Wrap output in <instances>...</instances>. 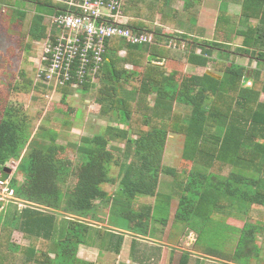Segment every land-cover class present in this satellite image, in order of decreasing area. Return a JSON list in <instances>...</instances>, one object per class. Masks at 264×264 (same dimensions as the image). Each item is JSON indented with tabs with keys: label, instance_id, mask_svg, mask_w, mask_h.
I'll list each match as a JSON object with an SVG mask.
<instances>
[{
	"label": "trees",
	"instance_id": "trees-1",
	"mask_svg": "<svg viewBox=\"0 0 264 264\" xmlns=\"http://www.w3.org/2000/svg\"><path fill=\"white\" fill-rule=\"evenodd\" d=\"M2 1L9 0H0V3ZM169 2L125 0L122 11L128 17L126 27L151 33L153 44L130 45L120 39H112L107 44L106 60L100 73L103 85L97 90L96 101L102 108L115 112L117 121L126 125V129L107 126L106 132L123 144V150H119L122 158H130L125 165L120 164L118 203H114V196L100 189L103 184L116 185V180L109 175L110 154L105 152L107 142L103 137L96 135L82 141L77 151L82 155L83 164L77 170L76 182L71 188L66 183L71 175V165L61 163L62 168L58 169L54 146L47 149V154L35 148L26 152L17 165H11L12 168L16 165V171L24 175L23 184H18L14 177L8 184L14 197L26 204L16 211V215L0 223V264H91L76 258L77 246L85 243L89 230L86 223L68 220L69 228L63 238L57 243H50L55 232L56 214L61 211L85 217L88 212L109 205L134 226L166 225L167 218L154 217L151 206H142L139 212L131 210L137 197L159 196V176L162 172L178 182L180 197L174 220L187 227H191L190 221L194 218L204 224L210 222L213 215L230 202L243 206L256 204L264 208V102L259 99L264 94V0H241L238 26L234 30L229 27L227 5L220 4L215 32L225 34L226 39H230L231 33L242 37L239 51L250 60L254 59L263 69L249 71L245 66L234 63L233 59L229 64L220 61L215 64L219 79L205 73L179 77L176 70L169 71L160 64L207 67L213 52L226 61L233 54L226 47L230 43L226 39L200 41L186 34L175 36L163 33V26L177 27L178 20L171 15ZM201 2L185 0L193 16L198 15ZM36 3L48 7L53 14L54 1L35 0ZM18 15L23 18L24 14L18 12ZM36 19L44 25V16H36ZM156 20L159 24H155ZM251 20L255 24H251ZM190 22L194 23V20ZM38 25H30L28 50L32 41L46 36V26ZM123 46L125 55L119 60L115 53ZM118 61L140 71L117 67ZM130 76H139L140 79L128 80L129 89L124 90L120 80H127ZM247 82L250 85H246ZM88 87L86 84L82 89ZM37 89L43 93L39 107L44 110L52 89L45 84ZM151 94L154 99L149 105L148 96ZM176 102L191 108L186 120L174 110ZM40 127L46 134L47 129ZM1 131L0 128V137ZM129 133L136 137L130 138ZM168 133L184 137L182 161L204 170L218 164L230 169L228 176L222 179L212 173L164 169L162 158ZM90 144H95L99 150H92ZM13 155L19 158L16 153ZM15 230L22 232L29 241L27 246L11 241ZM256 231L254 224H244L233 260L247 262L250 251L255 253L254 258L258 256L259 248L254 244ZM197 243L196 239V246ZM50 245L53 247V258L48 253ZM186 263L187 258L182 256L179 264Z\"/></svg>",
	"mask_w": 264,
	"mask_h": 264
},
{
	"label": "rangeland",
	"instance_id": "rangeland-1",
	"mask_svg": "<svg viewBox=\"0 0 264 264\" xmlns=\"http://www.w3.org/2000/svg\"><path fill=\"white\" fill-rule=\"evenodd\" d=\"M221 3L227 5L226 13L230 18L229 27L234 30L238 26L240 0H202L197 16L191 14L189 10L191 2L189 3L190 6H187L185 0H170L168 7L171 15L178 20L176 21L177 26H190L189 23H192L190 20L193 19V30L198 33L201 31L202 36L207 38V40H225V34L215 32L216 17ZM202 5L204 6L203 11ZM205 11H207V14L200 18V13L202 14ZM18 12L24 14L23 18L18 15ZM51 14V10L48 7L35 4V0H9L8 2L2 1L0 3V114H4L0 116L2 118V121L0 118V128L2 129L0 137V170L5 166L12 165V163L17 165L19 159L34 148L38 151L41 150L42 154H47V149L54 146L53 152H55L54 156L57 160L58 169L62 168L61 163L68 162L71 165V175L66 181L67 187L71 188L76 182L75 175L78 173L77 170L83 164L82 155L78 154L77 149L82 146V141L85 139L89 140L99 135L107 142L105 152L110 154L109 175L116 180V185H101L100 189L114 196V203H118L117 201L120 198L118 182L120 179L118 180L117 177L120 171V164L125 165L130 158H122V153L119 150H123V144L112 139L111 135L106 132V128L107 126H115L119 129H126L127 127L117 121L118 115L115 112L109 111L105 107L102 108L99 102L96 101L97 90L103 85L100 81L101 74H99L93 84H88L90 87L85 90L82 88L75 90L67 87L66 91L57 89L54 93L51 91L45 109L43 110L39 107V101L43 93L37 89V87L42 85L36 74L37 58L41 48V44L38 42L43 41L44 37H41L39 41H32L30 50H28L31 39L28 38L27 34L31 24L34 27L38 24L39 27L45 25L48 30V21ZM41 15L44 16V25L39 22V19H36V16ZM250 22L255 24L254 20ZM155 24H159L158 20H156ZM164 32L173 33L168 27L163 26ZM229 36L230 39H226V41H230V43L226 47L233 54L228 57V61L213 52L211 61L204 70L217 76L219 73L215 68V64L220 61L229 64L231 59H233L234 63L245 66L249 71L260 70L261 66L257 65L254 59L250 60L249 57L239 51L242 37H235L233 33ZM182 45L183 43L181 42ZM122 51H124V46L115 53L118 59L124 57H120L118 54ZM171 64L165 63L164 66L169 71L176 70L179 77L197 74V69L192 66ZM115 66L124 67L126 70H135L121 61H118ZM131 79L138 81L140 78L139 76H130L127 80L122 78L120 81L124 90L129 89L128 80ZM153 99V94L148 96L149 105L153 104ZM173 107L175 111L182 114L181 116L184 120L190 115V107L177 102L173 104ZM40 126H44L47 129L46 134L42 133ZM129 135L133 139L136 137L131 133ZM184 143L185 139L183 136L168 133L162 158V167L164 169L172 168L177 172L185 171V173L190 170L203 174L212 173L222 179L228 176L230 169L221 167L218 164H215L209 170H204L198 165L182 161L181 153ZM90 146L92 150H99H97L95 144H90ZM15 153L19 155V158L13 155ZM16 165L13 168L11 177H14L17 183L21 185L25 177L22 173L16 171ZM249 174L252 177L250 171ZM9 180L0 185V198H2L0 201L4 202L1 207L3 209L0 208V223L6 218H11L14 214L16 215L18 213L16 211L22 207L24 208L26 204V202L15 198L14 195L13 198H6L5 191L9 192L10 190L8 186ZM177 185L178 182L171 175L165 174V172L160 174L159 191L161 194L171 197L168 201L169 207L175 210L180 197ZM145 198L146 202L153 201L152 198ZM132 207L135 209L136 204ZM96 212L102 216V220L98 222L99 224H94V226L102 228L115 226L120 228L126 227L128 224L119 215L118 210L110 209L109 205L97 209ZM162 215H164V211ZM213 216V219H210V222L206 224L194 218L190 221L192 228L188 226L193 232L191 234L193 242L196 239L198 240L196 249L208 257V259L205 256L199 257L201 264H264V208L256 204L243 206L241 203L239 205L238 202H230ZM155 217H158V215H155ZM62 221H64L63 218ZM169 221L178 228H188L184 223L177 222L174 219ZM244 224H254L256 226L254 244L259 248L258 256H255V258L253 251L248 253L249 259L247 262L241 259H232ZM259 229L263 231L261 232ZM11 241L16 245H28V240L23 237L22 232L19 230L13 232ZM50 248L53 247L50 245Z\"/></svg>",
	"mask_w": 264,
	"mask_h": 264
},
{
	"label": "built area",
	"instance_id": "built-area-1",
	"mask_svg": "<svg viewBox=\"0 0 264 264\" xmlns=\"http://www.w3.org/2000/svg\"><path fill=\"white\" fill-rule=\"evenodd\" d=\"M52 1L56 5L48 21L47 35L38 42L41 48L36 74L53 93L58 87L78 90L93 84L101 73L107 44L112 39L130 45L153 43L151 33L126 27L128 18L122 11L125 0ZM5 193L7 199L13 198L11 190Z\"/></svg>",
	"mask_w": 264,
	"mask_h": 264
},
{
	"label": "crops",
	"instance_id": "crops-1",
	"mask_svg": "<svg viewBox=\"0 0 264 264\" xmlns=\"http://www.w3.org/2000/svg\"><path fill=\"white\" fill-rule=\"evenodd\" d=\"M203 8L204 6L202 7V11ZM206 14L207 11L202 12V14L200 13V18ZM189 24L190 26L186 27L177 26L175 29L169 28L170 31H173L171 35L179 36L186 34L189 38L198 39L200 41L207 40V38L202 36L201 31L198 33L193 30V22ZM124 55L125 51H122L119 54L120 57ZM121 59L122 58H119V60ZM255 63L257 64L256 61ZM160 64L164 65L163 63ZM125 65L131 69L140 71L139 68H135L128 64ZM185 65H188L189 67L192 66L197 69V74L194 75H202L203 73L208 74L207 71L204 70L205 67L199 68L190 64ZM261 68L263 69L262 66ZM217 76L220 78L219 75ZM259 99L264 102V94H261ZM79 142H81V140H79ZM113 185L114 184H112V186ZM158 193L159 196L157 197H148L152 198V202H146L145 197H137L134 202V204H136V208L134 209L132 207L131 210L139 212L140 207L151 206L153 208L154 215H158L157 218H162V216L163 218H167L168 221L164 226L152 224L148 228H141L136 225H132V223H128L126 227L117 228L115 226H107V228H102L94 226V224H99L98 222L102 220V216L97 214L96 211L94 213L88 212L85 217L61 211L56 214L55 232L50 240V243H57L61 240L69 228L68 220H73L79 223L84 222L89 226V230L85 237V243L78 245L76 249V258L80 261L91 264H179L181 257L185 256V258H187L186 264H201L202 262L199 260V257H203L205 255L196 249L195 240L193 242V238L191 236L193 232L189 231L187 228H178L170 223L169 220L174 219L176 211L172 207H169L168 201L171 197L161 194L159 186ZM108 197L112 198L113 196ZM163 211L164 215H162ZM91 213H93V215H91ZM62 218L64 221H62ZM27 243H29V241H27ZM51 249L52 248L49 247L48 253L49 256L53 258L54 255L52 254ZM205 257L208 259L207 256Z\"/></svg>",
	"mask_w": 264,
	"mask_h": 264
},
{
	"label": "water",
	"instance_id": "water-1",
	"mask_svg": "<svg viewBox=\"0 0 264 264\" xmlns=\"http://www.w3.org/2000/svg\"><path fill=\"white\" fill-rule=\"evenodd\" d=\"M208 74H209L210 76H213V77L219 79L218 76L212 75V74H210V73H208ZM12 173H13V168L11 167V165H10V166H5V167H3V168L0 170V182H1L2 184L8 182V180L10 179ZM3 203H4L3 201H0V208L2 207ZM1 209H2V208H1Z\"/></svg>",
	"mask_w": 264,
	"mask_h": 264
}]
</instances>
